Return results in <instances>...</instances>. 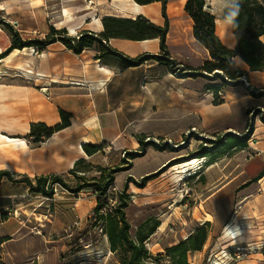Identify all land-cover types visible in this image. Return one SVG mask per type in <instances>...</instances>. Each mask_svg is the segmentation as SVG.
<instances>
[{
	"label": "rangeland",
	"instance_id": "1",
	"mask_svg": "<svg viewBox=\"0 0 264 264\" xmlns=\"http://www.w3.org/2000/svg\"><path fill=\"white\" fill-rule=\"evenodd\" d=\"M231 2L205 0L206 11L220 19L222 10ZM184 3L185 0H167L166 46L169 60L175 63L173 70L167 71L153 60L134 68L119 67L117 82L110 87L108 94L117 102V106L111 107L117 108V129H124L122 146L113 149L106 144L100 152L83 160L75 175L68 171L57 176L72 188L93 183L104 170H118L113 175V192L124 190L129 197L125 216L130 225V237L135 239L140 227L146 235L149 227L158 225L144 244L149 256L146 264H169L164 249L185 240L202 225L198 224L199 220H210L205 214L210 215L213 224L207 228L205 248L188 256L191 264H264V257L260 255L264 241L255 240V233L239 239L225 231L226 223L236 212L238 189L256 176L254 171L260 165L255 149L256 142L264 138V86H253L248 78L245 82L252 90L246 89L244 83L225 86L222 104L207 93L209 85H220V82L197 76L207 60V53L192 38ZM62 4L58 0H0V27L9 33L2 23L8 24L21 41L43 40L50 29L64 30L66 36L76 37L83 32L79 26L75 31L68 30L63 21H58ZM83 4L86 8V3ZM150 14L157 17L154 11ZM68 17L70 21V14ZM261 41L264 42V38ZM55 47L56 52L67 53L60 43ZM40 54L33 47L16 50L6 57V64L0 66V76H5L0 86L2 131L7 132L9 123L17 116L10 109L20 100L7 90L23 85L22 74L34 72ZM148 55L157 56L159 52ZM232 63L247 71L239 61ZM191 73L196 75L190 76ZM82 114L79 112L73 117L81 118ZM92 121L95 118L86 125L93 129L96 124ZM106 122H103L105 127ZM106 133L110 130L106 129ZM228 133L246 135L247 147L226 155L212 154L213 160L206 166L211 157L198 158L197 152L202 147H211L208 140ZM137 139L153 142L163 150L149 147L140 160H127L124 164L125 151L138 153ZM1 141L5 145L25 147L20 140L0 136ZM84 143L86 139L80 142ZM12 149L0 145V167L6 165L7 153L12 154ZM195 159H199L198 162ZM187 163L191 165L185 171L182 166ZM17 178L19 176H14ZM3 181L0 193L15 197L0 200V212H5V216H0V240L7 239L0 244V264H121L117 253L109 250L102 223L93 220L96 202L87 194L89 189L78 194L69 191V194H61L62 190L57 188V194L46 198L29 190L24 192L25 186L19 188ZM225 184L229 185L226 190L206 200ZM256 222L261 227L264 221Z\"/></svg>",
	"mask_w": 264,
	"mask_h": 264
},
{
	"label": "crops",
	"instance_id": "2",
	"mask_svg": "<svg viewBox=\"0 0 264 264\" xmlns=\"http://www.w3.org/2000/svg\"><path fill=\"white\" fill-rule=\"evenodd\" d=\"M60 2L63 3V6H60L58 21H63V26L68 30L75 31V28L79 26L80 30L83 31L95 34L101 33V21L105 17L132 19L136 16H144L155 25L161 26L163 24L159 3L141 6L135 4L132 0H58V3ZM67 3L68 5H66ZM83 3H86V8H84ZM64 9L67 10V12L65 10L67 14H70V21H68L69 19L65 21L61 17ZM153 11L157 15L156 18H153L150 14ZM10 42V34L0 27V55L6 51ZM107 45L119 55L129 59L159 52V43L156 39L142 42L110 39ZM55 46L56 43L51 44L41 52L34 72L28 74L27 72L30 71H24L22 78L19 77L23 82L22 86H18L14 90H7L9 95L20 97V100L10 109L17 116H14L12 122L9 123L8 131H2L0 125V136L20 140L25 145V147L5 145L2 141L0 142V145L13 148L12 154L7 153V163L5 166L0 167V172L1 170L7 171L13 177L26 176L29 179L50 177L70 171L76 161L88 158L80 148L82 139H86V143L96 146L106 143L113 149L122 146L120 142L124 137L123 128L117 129V108H111L117 102H114L108 94L110 87L114 86V82H117L119 66L117 65L116 68V65L108 66L102 64L99 60H95L94 57L97 52L94 49L75 55L68 50H66L67 53L62 50L56 52ZM62 47L65 48L63 45ZM6 62V57L1 59L0 66H4ZM99 68L104 72L101 69L99 71ZM245 69L247 70L246 78L249 79L251 85L264 86V73L249 72L247 67ZM15 70L17 69L15 68ZM4 77V75L0 76V86ZM59 111L71 115L70 126L53 134L44 143L32 145L26 138L30 131V125L43 123L48 127H53L60 120ZM79 112L83 113L81 118L73 117ZM93 118H95V121H92V124L95 123L96 127L92 129L86 125V122ZM104 120L107 121V127L103 124ZM106 129L110 130L109 134L106 133ZM255 150L258 152L256 157H258L260 163L254 171L257 175L264 167V138L256 142ZM138 160L140 158H136L134 161ZM3 184L5 183L2 180L0 189ZM13 186L22 188L24 185L13 184ZM228 186L225 184L207 197L206 200H212L219 193L226 190ZM27 190L26 188L24 192H27ZM64 193L69 194L66 190H62L61 194ZM87 194L89 195V192ZM14 197L13 194L0 193V200H9ZM235 199L236 212L232 219L226 223L225 231L229 232L231 228L234 232H238L237 237L239 239H242L248 233H255V240L258 239V242L264 241V222L260 224L261 227L256 222L257 220L264 221V177L239 190ZM205 215L210 220L203 218L198 221V224L207 222L212 225L210 215ZM245 226L252 228L248 229ZM205 246L206 244L203 248Z\"/></svg>",
	"mask_w": 264,
	"mask_h": 264
},
{
	"label": "trees",
	"instance_id": "3",
	"mask_svg": "<svg viewBox=\"0 0 264 264\" xmlns=\"http://www.w3.org/2000/svg\"><path fill=\"white\" fill-rule=\"evenodd\" d=\"M132 1L141 6L159 3L161 7V18L163 19L162 26L153 24L144 16H136L132 19L105 17L101 21L102 32L98 34L83 31L76 37H68L64 30L58 31L50 29L43 40L21 41L11 26L2 23L10 33L11 42L6 51L0 55V60L7 57L14 50L33 47L39 52H43L49 45L58 42L66 50L75 55H80L84 50L94 49L97 52L94 59L99 60L104 65H118L123 69H128L142 65L143 62L153 60L156 62V65L163 67L167 71H172V66L175 63L169 60V53L166 46L168 34L167 0ZM231 1V4L222 10L220 20L228 21L231 24V32L235 42L233 50L226 48L216 35L215 18L206 11L205 0H185L183 8L184 13L191 22L193 40L207 53V60L199 68L200 72L197 76H203L204 78L220 82V85H209L207 88V91L214 94L215 99H218L216 94L223 87L237 84L242 85L239 80L247 76L246 71H242L232 63L234 58H239L249 72L264 73V42L261 41L264 38V0ZM233 11H237L238 13L234 18L230 19ZM110 39L132 42L156 39L159 43V55H141L135 59L125 58L108 47L107 43ZM203 73H206L207 76H204ZM195 75L190 74V76ZM220 101L219 104H222L223 101ZM214 103L218 105V103ZM59 119L60 122L53 127H48L43 123L31 124L26 138L33 145L44 143L53 134L70 126V114L59 111ZM248 139L246 135L238 136L228 133L219 139L213 141L208 140L211 143V147L209 149L202 147L196 156L198 158H207L215 153L226 155L233 150H243L247 147ZM136 141L139 146L138 153L125 151L123 154L124 157L126 156V159L123 161L124 164L127 163V160L142 157L143 153L149 147H154L156 150H163V147H158L153 142H145L141 139H137ZM105 145L106 143L98 146L86 143L82 145V150L88 157H91L100 152ZM212 160L213 157L209 158L205 165L209 166ZM82 162L83 160L76 161L73 168L69 171V174L75 175L78 165ZM117 172L118 170L116 169L104 170L101 177L93 183L89 185L82 183L81 185L70 188L59 176L35 177L34 181H32L26 176H20L14 179L7 171H1L0 183L2 180H6L11 184H22L31 193L43 195L46 198H51L53 195L52 189L54 185H58L63 190L73 194H77L85 188L94 191L96 206L92 211L93 220L95 223H102L103 233L108 239L109 250L117 253L121 264H146L149 256L144 244L158 225L154 224L149 227L146 230V235L142 234V227H140L136 232L135 239L130 237V225L125 216L129 197L125 194L124 190L119 193L113 192V175ZM262 177H264V167L261 168L252 180L242 185L238 190L246 188ZM77 178L82 180L81 177ZM143 180L145 181L146 179L144 178ZM103 210L107 212L101 213ZM0 216H5V212H0ZM209 225L206 222L196 227L194 232L185 240L166 247L164 249V256L168 259L169 264H190L188 256L192 253L202 251L207 241V228ZM6 240H0V244ZM260 253L264 257V246H262Z\"/></svg>",
	"mask_w": 264,
	"mask_h": 264
},
{
	"label": "bare ground",
	"instance_id": "4",
	"mask_svg": "<svg viewBox=\"0 0 264 264\" xmlns=\"http://www.w3.org/2000/svg\"><path fill=\"white\" fill-rule=\"evenodd\" d=\"M123 1V0H122ZM167 9L169 11V6H167ZM181 9V8H180ZM63 15L61 14V17H63V19H65V21H67L69 19L68 17V14L65 12V10H63ZM215 28H216V35L218 36V38L221 40L222 44L228 48V49H232L234 47V38H233V35H232V32H231V24L230 22L228 21H221L220 19H215ZM32 51V50H31ZM33 53V52H32ZM239 61V63H241L244 67L245 65L240 61L239 58H234L233 61ZM103 68V67H101ZM99 68V71L100 69ZM102 70V69H101ZM104 72V70H102ZM28 74H31V72H27ZM27 75V74H26ZM31 78V77H30ZM29 79V78H28ZM33 79V78H32ZM32 81V80H30ZM35 81V80H34ZM77 84V83H76ZM75 85V84H74ZM82 86V85H81ZM47 91V90H46ZM198 162V161H197ZM195 163V161L193 162ZM190 165L191 163H187L185 165L182 166V169H185V171H188L190 168ZM173 169V168H172ZM209 218V217H208ZM206 220H209V219H206ZM229 234L230 235H237L238 236V233L237 232H234L231 228H230V231H229ZM236 237V236H235ZM233 237V238H235Z\"/></svg>",
	"mask_w": 264,
	"mask_h": 264
},
{
	"label": "built area",
	"instance_id": "5",
	"mask_svg": "<svg viewBox=\"0 0 264 264\" xmlns=\"http://www.w3.org/2000/svg\"><path fill=\"white\" fill-rule=\"evenodd\" d=\"M243 83H244V86H245L246 89H248V90H252V89L249 87V85L246 84V82H245V78H243ZM207 93L210 94L211 97L214 96V94H213L212 92H210V91H208ZM216 96H217V98H218L219 100H224L223 90L218 91L217 94H216ZM195 160L198 161L199 159H195ZM192 161H193V160H192ZM192 161H191V162H192ZM57 188L60 189V190H63L60 186H58V185H54V186H53V189H52V191H53V196H54V194H57ZM89 196H90L92 199H93V198L95 199V192L92 191V190H90V192H89ZM103 212H105V210H103L101 213H103ZM189 263H190V262H189ZM190 264H191V263H190Z\"/></svg>",
	"mask_w": 264,
	"mask_h": 264
},
{
	"label": "clouds",
	"instance_id": "6",
	"mask_svg": "<svg viewBox=\"0 0 264 264\" xmlns=\"http://www.w3.org/2000/svg\"><path fill=\"white\" fill-rule=\"evenodd\" d=\"M237 13H238L237 11H233L231 13L230 19L234 18L237 15Z\"/></svg>",
	"mask_w": 264,
	"mask_h": 264
},
{
	"label": "water",
	"instance_id": "7",
	"mask_svg": "<svg viewBox=\"0 0 264 264\" xmlns=\"http://www.w3.org/2000/svg\"><path fill=\"white\" fill-rule=\"evenodd\" d=\"M230 50H233V49H230ZM239 82H240V83H243V79H240Z\"/></svg>",
	"mask_w": 264,
	"mask_h": 264
}]
</instances>
